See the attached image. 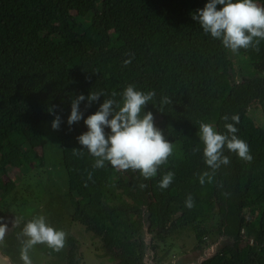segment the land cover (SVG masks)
Wrapping results in <instances>:
<instances>
[{
  "label": "trees",
  "instance_id": "16d2710c",
  "mask_svg": "<svg viewBox=\"0 0 264 264\" xmlns=\"http://www.w3.org/2000/svg\"><path fill=\"white\" fill-rule=\"evenodd\" d=\"M207 2L0 0V217L22 212L25 199L15 203L22 179L17 172L25 177L46 162L40 122L55 118L48 109L56 106L63 121L58 140L68 178L65 194L74 207L71 220L100 238L112 264H144V225L154 233L156 263L179 255L169 254L168 245L162 248L161 243L192 231V249L202 248L211 236L233 239L201 264H264V129L248 112L251 104H260L264 116V40L235 52L240 80L218 99L212 87L231 80L234 63L224 46L222 53H204L221 42L192 19ZM255 2L264 7V0ZM130 84L156 93L141 116L151 111L154 125L173 146L172 155L149 180L139 171H117L109 163L93 168L96 158L77 140L87 131L83 119L71 128L67 124L76 96L104 93L88 107L81 102L87 118L113 92L122 103ZM165 96L172 103L159 112ZM225 115H239L236 135L246 141L253 159L245 162L225 148L230 164L217 170L211 184L201 185L198 174L210 169L199 123L226 133ZM168 171L175 173L174 179L161 190L159 181ZM189 194L191 209L185 207ZM13 204L20 211L8 214ZM66 240V264H76L78 244L72 236Z\"/></svg>",
  "mask_w": 264,
  "mask_h": 264
},
{
  "label": "clouds",
  "instance_id": "9594fccd",
  "mask_svg": "<svg viewBox=\"0 0 264 264\" xmlns=\"http://www.w3.org/2000/svg\"><path fill=\"white\" fill-rule=\"evenodd\" d=\"M221 7H217V6ZM204 33L218 39L222 45L233 53L239 49H247L255 40L259 44L264 40V7L258 6L255 0H208L202 9H197L192 15ZM130 61H125V65ZM113 98L104 99L99 109L87 118L80 109L81 102L87 101L86 107L104 96L103 92H90L86 97L80 94L71 100V113L67 117L69 128L83 119L87 131L80 134L77 140L83 149L95 157L93 168H103L107 161L117 171H139L144 180H149L157 175L158 169L165 164L173 153V146L164 136L162 130L154 125V117L151 111L141 116L142 109L152 100L156 93L149 91L144 93L135 89L134 85H128L122 93V103ZM172 101L167 97L160 100L159 112ZM55 107L48 109L49 114L55 118L51 121V128L59 130L62 124L61 116L56 114ZM229 119L231 123L227 122ZM224 127L226 133H220L212 124L200 122L198 136L203 142V157L210 171L198 174L199 183L211 184L217 170L221 166L230 164L228 156L224 155L225 148L235 153L245 162H251L249 146L236 133L239 124V115L231 117L225 115ZM108 129L109 131H105ZM199 151V149H194ZM78 154V153H74ZM175 173L166 172L159 181L161 190L167 189ZM91 179V174H89ZM141 189L147 187L140 184ZM225 195H227L225 193ZM185 207H194V199L191 194L186 197ZM5 228L0 226V240L3 239ZM22 239L20 259L23 264H31L27 255L28 250L36 244H47L50 248L59 251L65 242V233L49 226L44 216H35L27 221L19 237Z\"/></svg>",
  "mask_w": 264,
  "mask_h": 264
},
{
  "label": "rangeland",
  "instance_id": "374dc122",
  "mask_svg": "<svg viewBox=\"0 0 264 264\" xmlns=\"http://www.w3.org/2000/svg\"><path fill=\"white\" fill-rule=\"evenodd\" d=\"M47 15L52 16V13L49 12ZM223 51L224 47L221 42H216L204 49V53L208 57L222 53ZM230 51L228 52L233 59L234 74L231 80L221 82L212 87L216 91L218 99H223L222 93H224L226 88L240 80L239 75L241 74L237 65L238 59L235 53L232 51L230 53ZM248 112L250 117L264 129V116L261 105L251 104ZM53 119L48 118L40 122L43 132L40 145L45 152L46 162L31 169L30 174L25 177L23 175L25 172H17V175L21 176L22 179H19L16 187L20 198L15 203H18L21 199H25V206H22V212L18 213L15 212L17 209V211H20L18 204H13L8 213L12 214L15 212L13 216L3 214L0 217L1 225L5 228V233L1 240L4 243H0V250L13 263L23 264L20 259L22 239L18 238L19 234L27 221L35 216L42 215L49 226L56 230H62L65 233V242L59 251L43 243L34 245L27 253L32 262L31 264H66L69 249L66 242L68 236L75 238L78 244L76 250L78 260L76 264H112L113 259L104 253L103 250L105 249L101 246L100 238L91 232H87L80 223L71 220V213L74 207L65 194L68 178L62 165L58 130L51 128V121ZM105 163L108 162L106 161ZM0 197H3V194ZM206 225L208 228H212L214 224L213 222H208ZM209 240L214 241L212 236L205 240V242L207 243ZM160 245L162 248L168 245L169 254L180 255L182 250L189 251L194 248L195 238L192 231H187L182 236L170 238L166 244L161 243Z\"/></svg>",
  "mask_w": 264,
  "mask_h": 264
},
{
  "label": "water",
  "instance_id": "95a60500",
  "mask_svg": "<svg viewBox=\"0 0 264 264\" xmlns=\"http://www.w3.org/2000/svg\"><path fill=\"white\" fill-rule=\"evenodd\" d=\"M141 232H142L141 236L145 244L144 255H143L144 264H201L205 260L214 257L217 254V252L220 250V248L223 247L225 244L233 241V239H230L228 236L220 235L213 242L209 240L202 248L191 249L174 258L167 259L162 263H156V261L154 260L155 252L151 248V242H152L151 238L154 235V233L148 231L147 225L142 226ZM0 264H15V263H13L10 260V258L0 250ZM40 264H44V263H40Z\"/></svg>",
  "mask_w": 264,
  "mask_h": 264
},
{
  "label": "flooded vegetation",
  "instance_id": "af4514ba",
  "mask_svg": "<svg viewBox=\"0 0 264 264\" xmlns=\"http://www.w3.org/2000/svg\"><path fill=\"white\" fill-rule=\"evenodd\" d=\"M0 243H4V241H1V240H0Z\"/></svg>",
  "mask_w": 264,
  "mask_h": 264
}]
</instances>
